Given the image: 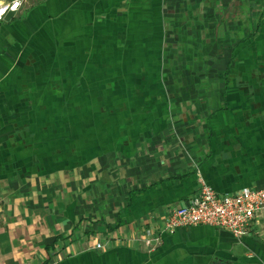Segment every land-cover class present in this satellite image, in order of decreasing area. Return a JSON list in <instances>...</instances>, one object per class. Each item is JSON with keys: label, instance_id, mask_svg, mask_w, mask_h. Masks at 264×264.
Instances as JSON below:
<instances>
[{"label": "crops", "instance_id": "1", "mask_svg": "<svg viewBox=\"0 0 264 264\" xmlns=\"http://www.w3.org/2000/svg\"><path fill=\"white\" fill-rule=\"evenodd\" d=\"M262 1L170 0L167 36L162 0H45L6 16L0 264H264V213L241 237L199 224L147 242L200 177L219 193L264 186V80L222 75L235 54L252 71L264 60L259 43L235 51L259 40L243 30L259 29ZM119 2L128 10L116 15ZM57 29L67 45L53 85L50 60L32 57ZM164 42L167 71L155 63ZM222 51L231 57L223 64L203 59Z\"/></svg>", "mask_w": 264, "mask_h": 264}, {"label": "built area", "instance_id": "2", "mask_svg": "<svg viewBox=\"0 0 264 264\" xmlns=\"http://www.w3.org/2000/svg\"><path fill=\"white\" fill-rule=\"evenodd\" d=\"M30 0H21L20 5L12 10L14 0H4L0 13L5 20L9 13H19L27 7ZM40 1V0H39ZM264 213V186L245 187L234 193L217 192L203 177L199 186L184 205L169 209L163 225L158 229L147 230V242L162 241L163 234L174 233L181 227L209 224L230 231L234 236L241 237L251 231L254 221ZM97 249L104 248L103 242L96 244Z\"/></svg>", "mask_w": 264, "mask_h": 264}, {"label": "rangeland", "instance_id": "3", "mask_svg": "<svg viewBox=\"0 0 264 264\" xmlns=\"http://www.w3.org/2000/svg\"><path fill=\"white\" fill-rule=\"evenodd\" d=\"M43 1H45V0H40V1L39 0H30L28 5H27V7L28 6L32 7V6H35V5H39ZM168 1H170V0H162V5H161V8H160L161 9V16L163 14V18H164V20H163L164 22L163 23H165V24H163V27L165 28V32H166L165 36H167V35H169L171 33V28L174 26L172 23L170 24V22L165 18L166 12L169 9L168 8V5H169ZM126 10H128V8H126V4L124 2L123 3L119 2V4H117V6L115 8L116 15H119V14L121 15L122 12H124ZM259 10L260 11L263 10L262 15L260 16L261 17V21H260L261 23H260L259 29L258 30L255 29L257 24H253V25H249L248 29H244L243 30L244 37H246L251 31H259V35L257 36L258 38L256 37L259 40H253V41H251V39L246 40L242 44H240L236 48L235 51H239V48H241V47H244V50L246 49V47H249V48L255 47L256 43H259L261 51L264 50V42H263L264 41V1L261 2V6L259 5ZM103 16H106V17L108 16L107 10L103 11L102 13H100L99 20L101 21V23H105V21H106V20L102 21L101 18H103ZM126 20H127V23H126L125 19H123V18L120 19L119 21H122V23H123L122 26L123 27L128 25V28H129V26H130L129 23L130 22L128 23V19L127 18H126ZM252 26H253V28H251ZM57 32H58V34H56V35L52 34V38H51L50 42L49 41L46 42V44L44 46H42V47H37L36 48V54L32 57V59H34L35 62H38V61L40 62L41 61L40 65H43L42 63L48 65L47 64L48 60H50V63L53 65L52 72H48L46 74L51 75L52 78L50 79V77H48L46 80H48V82H51V80H52L53 85L58 84V82L60 81L58 78H59V76L62 73L56 67L58 65H60V57H61L60 53H61V51H63L62 48L67 45L66 44V39L61 37V34H60L61 30L57 29ZM176 33H177V31H174L172 34H176ZM255 35H256V33L254 32V34L251 33L249 36L251 38L252 36H255ZM177 36L178 35H175V37H177ZM186 36H189V34L187 32H186ZM176 39L179 41L178 38H176ZM71 41L74 42V39H71ZM69 42H70V40L68 41V43ZM107 42H108L107 40H102L99 43L106 44ZM165 44L166 43L164 42L163 47H162V50H163V55H162V58H161L162 62L160 63V61H161V59H160V61H155V63L157 64V67L161 66V69H162V66H163V68L165 67V70L167 71L169 69V66H167V65H168V63L171 64V62H172L171 59L172 58L169 55H168L169 58H166L167 55L166 54L164 55V50L166 49ZM214 47L218 49V46L217 47L214 46ZM89 49L90 48H88L87 45H84V50H89ZM165 52H167V49L165 50ZM213 53H214L213 55H216V56H211V58H208V56H205V57H203V59L205 61H207V62H211L213 64H217L218 65L219 64V60H221L222 64H223V62H225L226 59L229 60L231 58V57L229 58V56L227 58L226 54H224V51H222V55H219L220 53L218 54L216 52H213ZM237 55L238 54H235L234 58L232 60H230L229 63L227 62L229 64L228 70H227V72L225 71V72L222 73V75H224V78H226V79H228L230 81H231V79H234L236 81H239V79H241V80L247 81L248 83L251 82V80H254L256 78H258L259 80H264V60L263 59L256 61V64L258 65V68H257L258 70L252 71L251 70L252 68L249 69V64H247L250 61H248V60L246 61V59L244 61L243 60L241 61V58L240 59L237 58ZM68 60L70 61V62L69 61L68 62L71 63L72 66H73L75 61H73L72 58H69ZM242 65L245 66L244 69H240L239 66H242ZM39 69L41 70L42 67H40ZM218 72L219 71H217V70L212 72L211 76H212L213 79L217 78ZM195 73L199 74L197 72H195ZM195 73L193 74V76H196ZM163 74H164V72L161 75L159 74L157 78H161V80L164 81L165 77H163ZM188 74L189 73L184 75V80H187L188 77H190V76H188ZM240 76H242V78H240ZM149 82L150 83L151 82L155 83L153 79L151 81L149 80ZM163 83H165V82H163ZM183 91H187V90L185 88L177 89V92L179 93L178 97H182L183 98V97L186 96V95L182 94ZM52 110L53 111H51V114L55 113V114L59 115V112H55L54 108ZM101 110L102 111H106V109L104 107H101ZM42 121H43L42 119H38L36 121L35 120H31V122L30 121H24V123H27L30 127H33V126L37 127L38 124H40ZM172 122H173V120L171 121V123ZM84 126L85 125L83 124V127ZM72 127L75 128V125H72ZM75 140H76V135L75 136H69V145L75 144Z\"/></svg>", "mask_w": 264, "mask_h": 264}, {"label": "clouds", "instance_id": "4", "mask_svg": "<svg viewBox=\"0 0 264 264\" xmlns=\"http://www.w3.org/2000/svg\"><path fill=\"white\" fill-rule=\"evenodd\" d=\"M20 2H21V0H14V2L11 5H9L8 7H10L12 10H15L16 8L19 7ZM3 5H4V0H0V6H3ZM2 18H3V14L0 13V19H2Z\"/></svg>", "mask_w": 264, "mask_h": 264}]
</instances>
